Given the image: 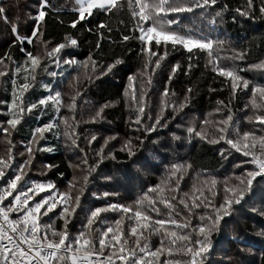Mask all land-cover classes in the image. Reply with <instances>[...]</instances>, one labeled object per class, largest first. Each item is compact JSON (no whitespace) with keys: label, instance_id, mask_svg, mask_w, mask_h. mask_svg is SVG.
Instances as JSON below:
<instances>
[{"label":"trees","instance_id":"1","mask_svg":"<svg viewBox=\"0 0 264 264\" xmlns=\"http://www.w3.org/2000/svg\"><path fill=\"white\" fill-rule=\"evenodd\" d=\"M121 2L123 7L120 10L108 14L94 10L91 17L72 28L70 25L77 18L73 11L77 7L74 0H49L51 7L42 22L43 35L34 38L31 44H21L15 39L12 25H18L20 35L31 36L35 22L30 17L36 14L38 0H0L7 16V21L0 20V60H4L0 70L8 72L7 76L0 77V101L12 100L13 79L17 85L23 81L15 69L25 61L26 52L46 57V49L64 43L67 36L75 37L79 42L76 47L62 50L59 65L44 59L41 69L36 72L34 86L23 93L25 104L36 102L49 94L43 87L49 85L53 92L61 93L64 105L70 104L75 97V108L70 111L61 106L58 113L51 106L37 108L26 114L10 135L0 133V157L7 158L9 150L15 157L7 170L8 178H12L28 158L26 149L31 145L33 159L30 169H26L24 186L51 181L59 192L70 190L73 200L79 195V206L67 225L70 237L85 230L90 210L97 207L120 204L133 206L135 210L141 197H147L145 206L148 200L159 201V191L149 192L158 185L163 189L164 198H175L173 204L178 218L189 224L188 229L181 231L191 232V229L205 223L208 216H214V209L223 204L226 197L233 199L232 193L225 192V187L235 190L239 185L237 178L246 179V173L255 169L251 163H242L250 157L231 149L224 140L210 142L220 136L217 131L221 126L219 121L231 113L233 119L226 134L228 138L250 131L257 136L264 134V128L248 120L249 116L258 114L251 105V88L264 85V71L250 68L264 61V14L259 11L262 0H254V10L247 17L236 11L246 8V0H217L213 7L168 17L178 19L181 30L223 41L222 45H214L219 65L235 68L239 75L250 81L249 89L237 91L235 96L230 79L213 70V64L204 51L195 50L190 54L180 46L173 49L169 44L167 57L160 61L158 68L153 67L149 61L155 58L142 52V44L136 38L139 33L134 31L133 9L128 8L126 0ZM224 5H227L226 9ZM217 12H221V16L217 17ZM101 23L111 31L98 29L97 25ZM125 35L131 39L124 41L122 37ZM154 50L163 53L165 49L161 45ZM240 52L246 53L244 58L235 59ZM68 58L77 63L64 64L63 60ZM117 59L122 63L106 75H99L104 67ZM176 64L180 67L172 75ZM45 67L47 71L43 70ZM53 71L56 76L49 75ZM129 77H134V80ZM165 88L168 89L167 96L162 95ZM220 101L223 104L218 103ZM257 103H261L259 96ZM106 104L108 107L102 116L94 121L97 111ZM180 104L185 105L183 109L179 108ZM140 106L144 108L142 114L138 111ZM8 110V105L0 104V123L9 119ZM138 115L140 124L134 123ZM158 116L163 117L161 124L165 126L146 132L144 129L151 126ZM64 118L71 128L65 125ZM51 121H56L58 127L45 132L43 139L37 136L38 143L34 142L35 129ZM190 126H195L197 131L203 129L207 139L194 134L190 136L187 131ZM92 136L96 139L89 143ZM128 141H131L134 153L131 156L127 150H121ZM39 148L51 150L40 151ZM101 149L103 159L97 155ZM45 165L52 167L46 169ZM173 165L185 167L171 177V182L162 184L170 176ZM181 176L178 190L172 191L174 182ZM213 179L215 185L212 184ZM104 193L109 195L105 197ZM185 194L189 205L194 197H198L200 206L190 210L184 208L178 201L185 198ZM44 195L47 192L36 199ZM157 206L161 216L168 218L170 210L163 203ZM229 212L220 221L218 229L211 233V248L205 264H264V176L253 180L251 190L245 192L240 203H233ZM127 215L120 225L125 234L131 227ZM201 216L205 221H201ZM11 218L16 219L17 214L13 213ZM117 219H121L118 212L101 214L93 225V237ZM40 223L51 224L57 231L63 230L65 222L60 207L42 217ZM192 235L195 238L196 234ZM147 239L149 249L160 247L159 234L152 233ZM70 255L63 264H71ZM165 258L166 255H161L158 259H145L149 264H163ZM175 258L187 259L179 255Z\"/></svg>","mask_w":264,"mask_h":264},{"label":"snow or ice","instance_id":"2","mask_svg":"<svg viewBox=\"0 0 264 264\" xmlns=\"http://www.w3.org/2000/svg\"><path fill=\"white\" fill-rule=\"evenodd\" d=\"M74 2L77 7L73 11L77 13V18L72 21L70 25L72 28H76L81 21L91 17L94 14V10L98 9L108 14L123 7L121 0H74ZM126 3L129 9H133L131 15L136 20L134 31L139 33L136 38L142 44V52L155 58L154 61H149L153 67L158 68L160 61L167 57L169 44L173 49L180 46L190 54L194 53L195 50H200L207 53L210 63L213 64L214 71H217L220 76L230 79L233 96H235L237 91L249 89L250 81L239 75L235 68L219 65V57L214 54V45H222L223 41H214L207 36L181 30L178 19L168 18L170 14L192 12L197 8L213 7L217 4V0H126ZM50 7L49 0H38L36 14L30 17L35 22L31 36L20 35L18 25H12L11 30L19 43L27 42L31 44L34 38L43 35L42 22L48 14L47 9ZM254 7V0H246V8L243 10L236 9V11L239 15L247 17L252 13ZM224 8L226 9L227 5H224ZM259 11L264 14V0H262ZM216 16H221V12H217ZM0 20L7 21L5 9L2 6H0ZM212 23L214 24L215 20ZM97 28L111 31V28L104 23L98 24ZM100 35L102 36L103 34L100 33ZM122 39L127 41L131 37L125 35ZM78 43L75 37L67 36L64 43H59L51 49H46V57L26 52L25 61L15 69L16 75L22 76L23 81L17 85L16 80L13 79L12 100L10 102L0 101V104L8 105L9 109L7 113L9 119L0 123V133L10 135L11 131L16 130L24 116L37 108L44 109L51 106L57 113L61 106L67 107L70 111L75 108V97L72 98L70 104L64 105L61 93L59 91L53 92L49 85L43 86L49 94L36 102L25 104L23 93L30 86H34L36 72L41 69L44 59L52 60L59 65L61 63L60 53L62 50L66 47H76ZM161 45L165 49L163 53L154 50V47L158 49ZM97 47H99V43ZM245 55V52L237 53L235 59H243ZM8 59H11V57L9 56ZM89 59L91 60V58ZM191 59L192 56L190 55L189 60ZM3 63L4 60H0V64ZM63 63L72 65L77 63V61L73 58H68L64 59ZM120 63H122L121 60H115L104 67L99 75H106ZM93 67H95L94 61ZM179 67V64L173 66L172 75L175 74ZM188 67L191 69L192 65L189 64ZM250 68L264 71V61L251 65ZM43 70L47 71V68L45 67ZM7 75V71L0 70V77ZM49 75L56 76L57 73L53 71ZM129 79L134 80V77H129ZM169 80H171V76ZM188 91L191 92V89H188ZM251 94V105L254 112L258 114L249 116L248 120L264 128V85H253ZM162 95H168L167 88H165ZM258 96L261 103H257ZM218 103L223 104V101ZM184 106V104H180L179 108L183 109ZM107 107V104L103 105L97 111L93 120L95 121L98 117H101ZM138 111L142 114L144 111L143 106H140ZM217 111H220V109H217ZM161 119L163 117L158 116L153 124L144 130L153 132L156 131L157 126L164 127L165 125L161 124ZM232 119L233 117L229 112L225 119L219 121L221 126L217 131L220 136L218 139L210 140V142L219 143L220 140H224L231 149L242 153L245 157H250L249 160H245L242 163H251L255 165V169L246 173V179L237 178L239 185L235 190L225 187V192L232 193L233 199L226 197L224 203L214 209L215 215L208 216L205 223L191 229V232L181 231L182 229H188L189 224L178 218V213H176L173 204V199L175 198H164L162 195L163 189L158 185L149 189V192L156 193L159 191L161 193L159 201L156 199L148 200L147 206H145L147 197H141L136 202L135 210H133V206L120 204L97 207L90 210L85 223V230L70 237L67 225L71 222L76 208L79 206V195L73 200L70 190L61 193L51 181L46 183L32 182L27 187L24 186V178L27 175L26 169H30L33 159L31 145L26 149L28 158L16 169V173L11 179L5 180L7 170L11 167V161L15 159L9 150L7 158L0 157V181H5L4 186L0 187V264H63L69 258V254H71V264H149L145 259L146 257L158 259L161 255H166L163 264H205L207 253L211 248V233L217 230L220 221L230 214L229 209L232 204L240 203L245 192L251 190L253 180L257 176H264V134L257 136L255 132L250 131L243 134L237 133L235 138H228L226 134L228 127L231 126ZM64 123L67 127H72L68 125L67 118H64ZM134 123L140 124L139 115ZM204 123L207 124V121H204ZM56 127H58L56 121H51L35 129L33 141L38 143L37 136L43 139L45 132H51ZM187 131L190 136L194 134L201 139H207L203 129L197 131L195 126H190ZM175 138L179 139V137ZM95 139L96 137L92 136L89 143ZM72 143L75 144V139L72 140ZM76 146L78 147V145ZM38 150L51 149L39 148ZM121 150H127L130 156L134 155L131 150V141L126 142ZM102 152L103 149L97 153V155L101 156V159L104 158ZM84 163L86 164L87 160ZM51 167L52 165H45L46 169H51ZM184 167L183 165H173L170 176L165 181H162V184L171 182V177L176 176ZM187 167H190V165ZM179 179H182V176L174 182L175 187L172 188V191L178 190ZM84 180L87 182V177ZM212 184H216L215 179L212 180ZM71 187L72 185H70V189ZM45 192H47V195L41 196L38 200L36 199L37 196ZM103 195L107 197L109 194L104 193ZM200 195L203 196L204 194L201 192ZM9 197H11L10 200ZM186 199L187 194L178 203L189 210L191 207L200 206L198 197L192 199L191 205L186 202ZM5 201L8 202L5 203ZM158 203H163L170 210L168 218L161 216L160 209L157 206ZM58 206L65 222L64 229L57 231L51 224L41 225V218L53 212ZM108 211L120 213L121 219H117L113 225L107 226L93 237V225L99 221L101 214ZM149 212L154 215L148 214ZM13 213L17 214L16 219L11 218ZM126 214H129L127 219L131 223L127 234L120 228L122 219ZM200 219L205 221L204 216H201ZM152 233H157L161 236L160 247L155 250H151L148 247L147 237ZM192 233L196 234L195 238H193ZM130 239L131 244H129ZM106 250L107 255L105 254ZM178 255L187 259L175 258Z\"/></svg>","mask_w":264,"mask_h":264},{"label":"built area","instance_id":"3","mask_svg":"<svg viewBox=\"0 0 264 264\" xmlns=\"http://www.w3.org/2000/svg\"><path fill=\"white\" fill-rule=\"evenodd\" d=\"M7 179H11V178H8V177L6 176V177H5V180H7ZM4 184H5V181H0V187H3ZM61 193H63V192H61ZM5 203H7V201H5Z\"/></svg>","mask_w":264,"mask_h":264}]
</instances>
